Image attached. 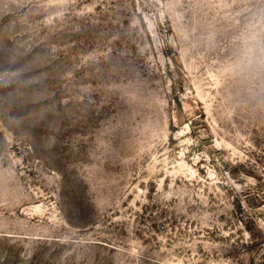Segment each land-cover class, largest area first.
Instances as JSON below:
<instances>
[{"label":"rangeland","instance_id":"obj_1","mask_svg":"<svg viewBox=\"0 0 264 264\" xmlns=\"http://www.w3.org/2000/svg\"><path fill=\"white\" fill-rule=\"evenodd\" d=\"M0 264H264V0H0Z\"/></svg>","mask_w":264,"mask_h":264}]
</instances>
